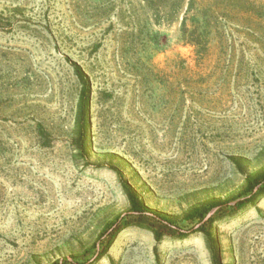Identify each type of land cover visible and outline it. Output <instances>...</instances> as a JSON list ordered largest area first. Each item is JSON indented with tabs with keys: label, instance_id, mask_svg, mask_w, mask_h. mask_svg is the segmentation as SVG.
Segmentation results:
<instances>
[{
	"label": "rangeland",
	"instance_id": "obj_1",
	"mask_svg": "<svg viewBox=\"0 0 264 264\" xmlns=\"http://www.w3.org/2000/svg\"><path fill=\"white\" fill-rule=\"evenodd\" d=\"M262 174L264 0H0V264H264Z\"/></svg>",
	"mask_w": 264,
	"mask_h": 264
},
{
	"label": "trees",
	"instance_id": "obj_2",
	"mask_svg": "<svg viewBox=\"0 0 264 264\" xmlns=\"http://www.w3.org/2000/svg\"><path fill=\"white\" fill-rule=\"evenodd\" d=\"M70 65L74 71L75 76L77 77L80 85H81V92L79 96V103H78V113H77V131L79 135V148L84 149V139L86 136V129L88 125V115L90 112V105H91V98H92V83L90 80V77L86 74L84 69L77 63L73 61H69ZM233 162L238 163V160L235 158H231ZM118 176L120 179V183L122 185V189L129 201L130 204V210L132 213L137 215H145L150 214L154 218L158 219L162 223H166L168 225H172L173 222L170 221L167 217L162 216L156 212L150 211L143 200L139 197L135 189L132 187V185L124 179L123 175L118 172ZM247 186H246V192L250 194L249 197L244 198L243 200L239 201L235 205H231L232 210L238 211L240 208H243L244 206L248 204H255L259 199L264 197V174H262L260 177H248L247 180ZM225 204H228L225 203ZM221 204H213L212 207L220 206ZM200 227L195 232H201L204 234L206 241L209 243V247L212 253V257L215 264H220L219 261V254L216 249V240L214 239V235L212 232L213 227V219L208 218L205 219V217L201 221ZM113 226V225H112ZM112 226L108 227L104 231V235L111 230ZM121 228H115L110 233V239L107 242L106 246L103 248L101 253L98 254L96 257V260H99L110 248L113 240L116 238L117 234H119ZM156 235L159 237V233H156ZM178 236L181 239H185L188 236V233H184L181 231H178ZM52 264H70L68 261H55Z\"/></svg>",
	"mask_w": 264,
	"mask_h": 264
}]
</instances>
